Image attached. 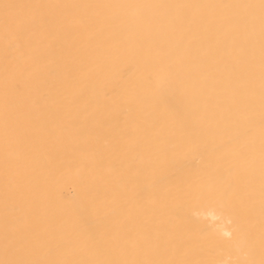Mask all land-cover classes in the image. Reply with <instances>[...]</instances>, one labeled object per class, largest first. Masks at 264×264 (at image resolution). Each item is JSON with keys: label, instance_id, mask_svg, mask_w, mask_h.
<instances>
[{"label": "bare ground", "instance_id": "obj_1", "mask_svg": "<svg viewBox=\"0 0 264 264\" xmlns=\"http://www.w3.org/2000/svg\"><path fill=\"white\" fill-rule=\"evenodd\" d=\"M0 264H264V0H0Z\"/></svg>", "mask_w": 264, "mask_h": 264}]
</instances>
